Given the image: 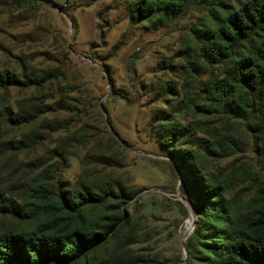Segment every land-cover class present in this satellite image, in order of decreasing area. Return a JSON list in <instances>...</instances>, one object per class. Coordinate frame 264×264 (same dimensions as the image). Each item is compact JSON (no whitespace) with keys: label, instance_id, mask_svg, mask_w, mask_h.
Segmentation results:
<instances>
[{"label":"trees","instance_id":"trees-1","mask_svg":"<svg viewBox=\"0 0 264 264\" xmlns=\"http://www.w3.org/2000/svg\"><path fill=\"white\" fill-rule=\"evenodd\" d=\"M35 1L11 0L17 6ZM124 4L130 23L148 29L191 17L179 39L180 62L171 65L179 83L166 86L177 99L174 113L155 115L159 145L182 164L181 192L197 212L184 264H264V0ZM59 75L21 79L3 69L0 89L40 91ZM41 108L27 97L14 109H0V124L11 130L0 136V162L8 154L2 170H12L11 179L0 182V264L145 263L132 248L136 230L127 203L135 193L124 170L123 141L107 131V122L104 137L82 123L57 126L63 134L47 156L26 159L40 131L18 128ZM57 122L43 119V128ZM69 158L79 164L73 181L60 177ZM208 159L229 160L228 182L245 183L251 193L243 208L226 197V184L208 171Z\"/></svg>","mask_w":264,"mask_h":264},{"label":"rangeland","instance_id":"rangeland-1","mask_svg":"<svg viewBox=\"0 0 264 264\" xmlns=\"http://www.w3.org/2000/svg\"><path fill=\"white\" fill-rule=\"evenodd\" d=\"M124 2L37 0L17 6L0 0V70L21 79L60 73L40 91L0 89V109H14L17 100L27 97L41 103L33 122L18 128L40 131L26 159L47 156L54 139L63 134L60 128L54 131L57 126L70 129L82 123L103 136L107 122V131L127 149L124 170L135 193L127 203L135 221L132 248L146 256L143 264H184L197 212L181 192L182 164L169 156L167 146L159 145L155 115L160 109L174 113L177 99L166 93V86L179 83L172 68L180 62L179 39L191 17L148 29L144 22L130 23ZM43 119L58 122L43 128ZM7 131L0 124V136ZM1 160L0 182H8L12 170L2 166L9 155ZM207 161L208 171L221 175L226 184V197L243 208L251 193L245 183L228 182L229 160ZM68 163L60 177L73 181L79 164L72 158Z\"/></svg>","mask_w":264,"mask_h":264},{"label":"built area","instance_id":"built-area-1","mask_svg":"<svg viewBox=\"0 0 264 264\" xmlns=\"http://www.w3.org/2000/svg\"><path fill=\"white\" fill-rule=\"evenodd\" d=\"M190 228H191V223H190L189 229H190ZM189 229H188V230H189Z\"/></svg>","mask_w":264,"mask_h":264},{"label":"water","instance_id":"water-1","mask_svg":"<svg viewBox=\"0 0 264 264\" xmlns=\"http://www.w3.org/2000/svg\"><path fill=\"white\" fill-rule=\"evenodd\" d=\"M110 129V128H109ZM110 131H111V129H110Z\"/></svg>","mask_w":264,"mask_h":264}]
</instances>
